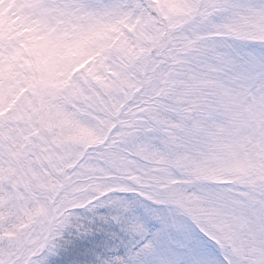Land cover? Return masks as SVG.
I'll return each mask as SVG.
<instances>
[{
  "label": "snow or ice",
  "instance_id": "6c2138e0",
  "mask_svg": "<svg viewBox=\"0 0 264 264\" xmlns=\"http://www.w3.org/2000/svg\"><path fill=\"white\" fill-rule=\"evenodd\" d=\"M0 264H264V0H0Z\"/></svg>",
  "mask_w": 264,
  "mask_h": 264
}]
</instances>
